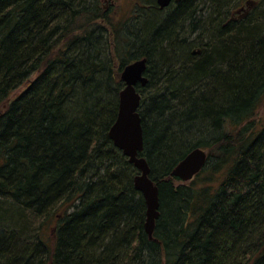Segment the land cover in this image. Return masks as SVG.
<instances>
[{
  "label": "trees",
  "instance_id": "1",
  "mask_svg": "<svg viewBox=\"0 0 264 264\" xmlns=\"http://www.w3.org/2000/svg\"><path fill=\"white\" fill-rule=\"evenodd\" d=\"M141 1L136 32L100 0H0V264H264V0L244 18L241 0ZM142 58L153 239L108 136ZM195 148L207 161L176 186Z\"/></svg>",
  "mask_w": 264,
  "mask_h": 264
},
{
  "label": "water",
  "instance_id": "2",
  "mask_svg": "<svg viewBox=\"0 0 264 264\" xmlns=\"http://www.w3.org/2000/svg\"><path fill=\"white\" fill-rule=\"evenodd\" d=\"M176 0H156L160 9L168 7ZM147 60L138 59L126 65L120 75L124 87L118 94V110L116 119L109 129V139L128 159V162L138 171L133 179V185L144 200L146 206L145 232L149 239H153L155 222L159 217L158 188L150 178V167L144 157L143 129L138 112L141 96L138 86L145 87L148 83L146 77ZM207 153L195 148L182 158L172 169L170 175L182 182L191 181L204 167Z\"/></svg>",
  "mask_w": 264,
  "mask_h": 264
},
{
  "label": "rangeland",
  "instance_id": "3",
  "mask_svg": "<svg viewBox=\"0 0 264 264\" xmlns=\"http://www.w3.org/2000/svg\"><path fill=\"white\" fill-rule=\"evenodd\" d=\"M180 0H176V2H178ZM244 1L246 0H241L238 4H234V8H232L230 13H235V11L241 7V5L244 4ZM254 2V6L252 7V10L250 12H252L254 9L258 10L261 7V1L262 0H252ZM100 3L102 5H104V8L106 9V11H108L110 13V16L112 17V21L114 23L118 22V21H125L128 22V26L132 27V29H136V32H138V28L134 27V23L129 21V19H134L137 18V15L135 12H137V9H141L144 6L145 1H141V0H100ZM249 12V13H250ZM233 13V14H234ZM196 51V50H194ZM196 53V52H195ZM140 89V88H139ZM149 90L140 93L142 97L149 95ZM151 93V92H150ZM144 94V95H143ZM262 119H264V96L262 98L261 104L256 112L254 121H257V124L259 123V121H261ZM259 125V124H258ZM206 151V153L208 154V149H204ZM202 174V173H201ZM206 176H209L206 174V172L202 175H200L198 177V179L195 178V185L196 186H203L208 184V180H204L206 178ZM189 182H182L181 180H177L174 184L177 185H183V184H188ZM213 184L210 185L213 186V188L216 186L217 184V180H213L212 182Z\"/></svg>",
  "mask_w": 264,
  "mask_h": 264
},
{
  "label": "flooded vegetation",
  "instance_id": "4",
  "mask_svg": "<svg viewBox=\"0 0 264 264\" xmlns=\"http://www.w3.org/2000/svg\"><path fill=\"white\" fill-rule=\"evenodd\" d=\"M253 6H254V2L252 0H246L244 3V7L241 8L242 9L241 11L243 12L241 17L243 18L246 17L248 13L252 10Z\"/></svg>",
  "mask_w": 264,
  "mask_h": 264
},
{
  "label": "bare ground",
  "instance_id": "5",
  "mask_svg": "<svg viewBox=\"0 0 264 264\" xmlns=\"http://www.w3.org/2000/svg\"><path fill=\"white\" fill-rule=\"evenodd\" d=\"M178 179V178H177ZM179 180V179H178ZM142 196V195H141ZM145 208H146V206H145Z\"/></svg>",
  "mask_w": 264,
  "mask_h": 264
}]
</instances>
